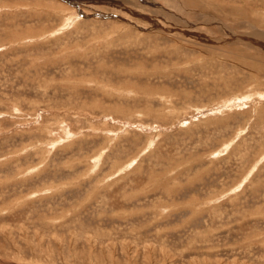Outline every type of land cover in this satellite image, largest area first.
I'll return each mask as SVG.
<instances>
[{"label":"rangeland","instance_id":"374dc122","mask_svg":"<svg viewBox=\"0 0 264 264\" xmlns=\"http://www.w3.org/2000/svg\"><path fill=\"white\" fill-rule=\"evenodd\" d=\"M0 264H264V0H0Z\"/></svg>","mask_w":264,"mask_h":264}]
</instances>
